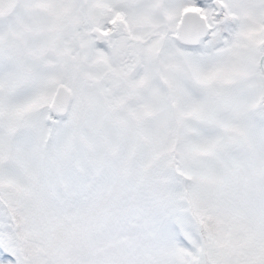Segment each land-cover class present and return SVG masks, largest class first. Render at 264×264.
<instances>
[{
	"label": "snow or ice",
	"instance_id": "snow-or-ice-1",
	"mask_svg": "<svg viewBox=\"0 0 264 264\" xmlns=\"http://www.w3.org/2000/svg\"><path fill=\"white\" fill-rule=\"evenodd\" d=\"M0 264H264V0H0Z\"/></svg>",
	"mask_w": 264,
	"mask_h": 264
}]
</instances>
